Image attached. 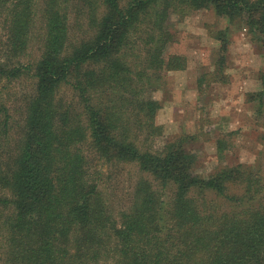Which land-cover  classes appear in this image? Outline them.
Here are the masks:
<instances>
[{
    "label": "trees",
    "instance_id": "trees-1",
    "mask_svg": "<svg viewBox=\"0 0 264 264\" xmlns=\"http://www.w3.org/2000/svg\"><path fill=\"white\" fill-rule=\"evenodd\" d=\"M208 8L264 41V0H0V83L34 78L16 132L0 104V264H264L262 164L223 163L203 176L183 136L157 150L141 142L162 131L161 103L146 93L187 64L167 50L170 16ZM215 35L222 72L226 32ZM35 39L40 55L30 59ZM85 145L137 165L118 218Z\"/></svg>",
    "mask_w": 264,
    "mask_h": 264
},
{
    "label": "rangeland",
    "instance_id": "rangeland-1",
    "mask_svg": "<svg viewBox=\"0 0 264 264\" xmlns=\"http://www.w3.org/2000/svg\"><path fill=\"white\" fill-rule=\"evenodd\" d=\"M169 22L174 36L167 50L185 55L187 64L180 70L164 71L161 85L146 93L161 103L155 122L162 131L141 142L157 150L183 136L185 147L195 156L193 169L203 176L223 163L251 162L264 167V104L258 110V96L264 93V41L209 8L173 13ZM218 30L226 32L227 38L222 72L215 71L220 59ZM80 34V28L74 27L72 36ZM38 50L35 39L30 59L38 58ZM33 92L34 78L28 73L0 83V104L14 119L10 132H16L13 129L22 117L25 98ZM58 94L66 102L74 98L68 85L60 86ZM220 140L226 145L223 156L217 149ZM84 147L89 172L118 218L130 203L139 175L137 165L107 162L89 145Z\"/></svg>",
    "mask_w": 264,
    "mask_h": 264
}]
</instances>
